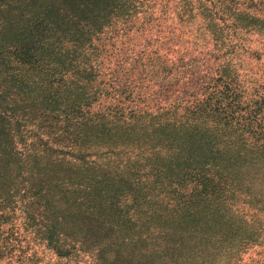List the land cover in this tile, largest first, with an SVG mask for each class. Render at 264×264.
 Here are the masks:
<instances>
[{
    "label": "rangeland",
    "instance_id": "374dc122",
    "mask_svg": "<svg viewBox=\"0 0 264 264\" xmlns=\"http://www.w3.org/2000/svg\"><path fill=\"white\" fill-rule=\"evenodd\" d=\"M215 1L232 23L230 45H222L220 51H214L210 43H195L192 36L202 30L198 27L204 21L182 12L174 0L118 1L117 7L101 10V19L90 30L92 35H87L89 40L76 50L75 63L82 75L92 74L79 85L96 92L91 112L118 106L124 123L116 118L105 120L100 127V121L95 120L97 131L91 128L75 137H85V154L93 153L83 159L68 161L39 149L32 158L34 164L25 166L20 178L12 171L25 163L8 165V173L0 169V180L12 174L8 179L11 197H0V251H5L0 264H264V206L239 210L246 224L244 232H251L250 237L224 250L218 243L208 244L209 235L215 233L216 237L221 230L220 240L224 241L226 234L211 215L201 221L186 218L176 235L160 233L154 240H140L141 231L124 220L122 212L127 207L117 200L125 193L121 196L132 201L133 195L128 196L133 193L131 186L125 189L117 176L107 180L90 165L99 153L118 156L127 151L134 140L149 144L142 124L152 128L155 143L170 138L173 159L181 150H204L202 144L179 134L186 131L211 137L215 146L225 147L223 140L234 128L223 127L218 121L210 130L185 108L194 99L192 88L197 83L208 84L209 78H222L220 84L230 87L242 78V85L260 106L259 94L264 93V0ZM161 106L175 108L160 110ZM241 106L248 109L245 103ZM112 114L117 116L114 111ZM172 122L180 137H172ZM137 151L127 155L132 164L139 160ZM158 165L144 167L151 170L148 177L155 183L144 180L146 186L138 202L140 211L163 226L157 207L165 198L159 187L163 183L157 180L166 172ZM141 181L138 179V184ZM22 234L30 239L29 252L20 249L22 243L13 250L26 258L15 261L8 254L5 259L14 238ZM94 234L99 238L98 246L90 241ZM7 241L11 243L3 250Z\"/></svg>",
    "mask_w": 264,
    "mask_h": 264
},
{
    "label": "trees",
    "instance_id": "16d2710c",
    "mask_svg": "<svg viewBox=\"0 0 264 264\" xmlns=\"http://www.w3.org/2000/svg\"><path fill=\"white\" fill-rule=\"evenodd\" d=\"M118 1L132 4L135 0H0V169L8 173V165L25 163L12 171L20 178L25 166L30 168L34 164L32 158L39 149L54 152L68 161L83 159L93 153L85 154V137L74 140L75 137L95 128V120L100 121V127L105 120L113 122L110 120L116 118L124 123L118 106H107L100 113L90 111L97 100L96 92L79 84L92 74L83 76V70L75 63V54L79 53L76 50L89 40L87 35L101 19V10L117 7ZM174 1L182 12L197 15L204 21V25L198 27L202 30L192 36L196 44L210 43L213 50L219 51L222 45H230L232 23L227 20V13L220 10L218 1ZM224 1L227 0H219V3ZM193 10L197 12L191 13ZM221 79L213 77L206 81L208 84L197 83L190 93L194 99L185 108L191 109L196 119L210 130L218 121L223 127L234 128L223 140L226 148L215 146L211 137L186 131L179 134L202 144L204 150L199 153L181 150L173 159L170 138L155 143L152 128L147 129V125L142 124L140 127L149 136V144L134 140L135 145L132 143L118 156L102 152L90 162L107 180L117 176L125 189L131 186L133 193L128 196L133 195L135 200L127 201L121 196L125 193H120L117 200L127 207L122 212L124 220L141 231L140 240L145 237L154 240L160 233L176 235L180 222L186 218L201 221L208 215L217 218L219 226L226 230L224 241L220 240L224 233L220 230L216 237L215 233L209 235L208 244L218 243L217 247L224 250L237 242L240 244L241 238L250 237L251 232H244L246 224L239 210L248 209L249 205L253 211L264 206V93L259 94L260 106H256L258 102L248 94L242 78L233 87L223 86ZM243 103L248 109L241 106ZM172 108L175 107H159L160 110ZM112 111L117 116L110 115ZM171 125L172 137H180L176 123ZM78 144L82 147L78 148ZM134 149L138 150L139 160L132 164L127 155ZM155 163L166 172L157 180L163 183L159 187L165 198L157 207V218L163 226H157L149 214L140 211L138 202L143 197L144 180L155 183L148 177L151 170L144 167ZM140 166L142 168H138ZM12 174L0 180L3 199L11 197L8 179ZM140 178L142 181L138 184ZM26 237L22 234L14 238L15 243L9 249L11 242L3 244V250H10L5 259L8 254L15 261L26 258L14 253L21 243L20 249L29 252L30 239ZM55 237L53 234L52 238ZM90 241L94 246L99 245L95 234ZM3 252L0 251L1 256ZM55 253L60 256L59 252ZM94 257L97 259L96 255ZM33 258L36 260L35 256Z\"/></svg>",
    "mask_w": 264,
    "mask_h": 264
}]
</instances>
